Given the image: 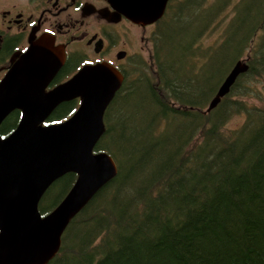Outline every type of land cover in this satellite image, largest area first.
<instances>
[{"label": "trees", "instance_id": "trees-1", "mask_svg": "<svg viewBox=\"0 0 264 264\" xmlns=\"http://www.w3.org/2000/svg\"><path fill=\"white\" fill-rule=\"evenodd\" d=\"M173 1L158 41L155 80L146 72L127 78L104 115L95 150L108 152L118 173L72 219L48 264H264V105L239 99L263 94L257 83L264 76V0ZM232 4L235 15L221 29L219 46L204 48L203 38ZM240 59L247 71L206 111ZM213 72L215 83L194 85ZM139 88L146 106L109 120L117 101ZM76 104L60 103L47 123L64 120ZM234 115L244 119L228 128ZM19 117L11 112L0 131ZM75 178L67 173L55 180L40 212L51 211ZM58 186L65 191L50 204Z\"/></svg>", "mask_w": 264, "mask_h": 264}, {"label": "water", "instance_id": "water-1", "mask_svg": "<svg viewBox=\"0 0 264 264\" xmlns=\"http://www.w3.org/2000/svg\"><path fill=\"white\" fill-rule=\"evenodd\" d=\"M110 1L118 15L144 25L159 19L169 0ZM105 15L115 18V13ZM62 61L61 49L48 39H30L28 50L0 81V125L14 109L21 112L16 128L0 135V264H48L72 219L118 173L114 158L95 146L106 130L104 115L123 76L109 63L85 65L68 81L46 90ZM247 69L246 60L232 65L206 111ZM72 99L79 103L69 117L46 123L60 103ZM67 173L76 175L72 186L51 211L41 213V197Z\"/></svg>", "mask_w": 264, "mask_h": 264}, {"label": "flooded vegetation", "instance_id": "flooded-vegetation-1", "mask_svg": "<svg viewBox=\"0 0 264 264\" xmlns=\"http://www.w3.org/2000/svg\"><path fill=\"white\" fill-rule=\"evenodd\" d=\"M170 1L159 19L143 25L118 15L110 0H0V81L28 50L30 39L46 38L63 53V61L46 90L68 81L85 65L109 63L123 76L119 92L127 78L135 79L146 66L141 68L139 64L143 59L140 53L128 50L132 34L139 30L151 33V54L156 62L159 37L170 22L166 18ZM105 13H115V18L109 19ZM19 120L0 135L8 136Z\"/></svg>", "mask_w": 264, "mask_h": 264}, {"label": "rangeland", "instance_id": "rangeland-1", "mask_svg": "<svg viewBox=\"0 0 264 264\" xmlns=\"http://www.w3.org/2000/svg\"><path fill=\"white\" fill-rule=\"evenodd\" d=\"M177 1L178 0H174L173 4ZM234 1H236V0H234ZM243 6H242V8H243ZM233 14L235 15V11H234V5L232 4L231 6H229V8L227 10L226 18L223 19L225 21H223V20L217 21L215 23V25L211 27L209 34L203 38L202 45L204 46V48L210 47V45H212V44H216L219 46L220 40L223 38L224 30H225V29L224 30H221V29L225 26L227 21L230 20V18L233 16ZM172 29L174 30L175 26H172ZM172 29H171V31H172ZM132 32L134 33L135 31L132 30ZM131 37H132L133 41H132L131 47H128V50L131 53H135V54L140 53L141 57L143 58L140 60V63H139L141 68H142V65H146L145 68L142 70V72H140V74L146 72L144 75H147V77L151 78L152 81H154L155 79H153V77H154V67L153 66L155 65L156 62H153L152 54H151L152 50H153L152 48H150V46H151L150 45L151 33L148 30H146V31H144V30L140 31L139 30L138 34L136 32V33L132 34ZM157 45H158V43H157ZM216 45H214V47H212V48H215ZM158 47H159V45H158ZM242 59H245V57H243ZM216 77L217 76L215 75L214 72L210 75H207V76L204 73L200 74L198 77H196V79L194 81V85L200 87L207 82L209 85H212L213 83H215ZM257 84L259 87L261 86V89L264 87V76L261 80V83H257ZM236 90L239 91L240 87H237ZM144 96H147L145 89L139 88L138 93L132 94L126 99L124 98V99L117 101V103L115 105L114 113L113 114L109 113L110 114L109 120H111L112 118H114L116 116H120L121 118L124 116H133V113H134L135 109H137V106H146V102L149 101ZM234 97H236V96H234ZM209 99L207 100L206 105H207ZM239 99H243L249 105L263 106L264 105V89H263V94L260 96V100L252 98V97H242ZM77 105L78 104H76V107H77ZM110 117H111V119H110ZM243 119H244L243 115H234L228 121L227 127L234 129L242 123ZM118 126H119V124H118ZM64 191H65L64 186L55 187V189L51 192V194L49 196V199H48L49 203L53 204L54 202H56L62 196Z\"/></svg>", "mask_w": 264, "mask_h": 264}]
</instances>
